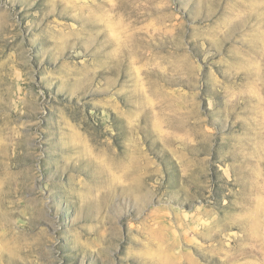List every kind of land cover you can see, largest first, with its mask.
<instances>
[{
  "label": "rangeland",
  "instance_id": "rangeland-1",
  "mask_svg": "<svg viewBox=\"0 0 264 264\" xmlns=\"http://www.w3.org/2000/svg\"><path fill=\"white\" fill-rule=\"evenodd\" d=\"M0 264H264V0H0Z\"/></svg>",
  "mask_w": 264,
  "mask_h": 264
},
{
  "label": "bare ground",
  "instance_id": "bare-ground-1",
  "mask_svg": "<svg viewBox=\"0 0 264 264\" xmlns=\"http://www.w3.org/2000/svg\"><path fill=\"white\" fill-rule=\"evenodd\" d=\"M227 26H229V24L226 22V28H227ZM235 27V26H234ZM242 27V26H241ZM232 28V27H231ZM228 31V30H227ZM146 35H145V33L144 32H141L140 33V40L143 42V44H144V48L145 49H149V47H148V43L146 42ZM152 65H153V55H148L147 57H146V70H147V79H148V81L149 82H152L151 80L153 79V76H154V74H153V72H152V70H151V68H152ZM155 70V69H154ZM155 72V71H154Z\"/></svg>",
  "mask_w": 264,
  "mask_h": 264
}]
</instances>
